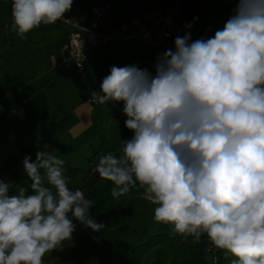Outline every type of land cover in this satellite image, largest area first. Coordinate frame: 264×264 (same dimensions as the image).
Returning <instances> with one entry per match:
<instances>
[{
    "label": "clouds",
    "instance_id": "9594fccd",
    "mask_svg": "<svg viewBox=\"0 0 264 264\" xmlns=\"http://www.w3.org/2000/svg\"><path fill=\"white\" fill-rule=\"evenodd\" d=\"M72 4L13 0L12 29L25 39ZM174 44L157 56L154 74L111 66L103 78L95 102H123L133 135L121 156L102 155L96 171L114 184L116 200L143 189L154 220L175 234L197 243L206 234L236 257L230 264H264V0H238L213 37L193 41L186 32ZM64 163L45 151L34 162L26 155L32 194L23 187L10 194L12 184L0 180V264H44L73 239V220L95 232L105 227L84 192L68 187Z\"/></svg>",
    "mask_w": 264,
    "mask_h": 264
},
{
    "label": "crops",
    "instance_id": "0c3cea01",
    "mask_svg": "<svg viewBox=\"0 0 264 264\" xmlns=\"http://www.w3.org/2000/svg\"><path fill=\"white\" fill-rule=\"evenodd\" d=\"M110 1L113 2L107 11L110 22L131 18L147 8L139 0H73L66 14L88 21L95 7ZM169 1H180L189 24L195 23L197 28L207 18L204 0ZM12 3L13 0H0V180L11 183L23 170L24 157L35 160L38 151L57 156L65 162V167L85 170L89 150L100 143L93 125L94 106L89 88H100L111 66L137 65L155 73L157 58L143 43L132 41L91 53L85 61L84 78L73 67L60 70L61 47L67 39L61 20L41 24L21 39L12 29ZM111 153L116 156L115 152ZM83 175L79 172L66 179L71 190L80 189L89 199L90 186L101 177L96 165L86 178ZM142 192L122 200L109 216L93 219L98 223L108 221L111 227L119 226L123 222L116 215L126 212L127 202L142 197ZM135 214L131 209L126 220ZM123 248L114 249L112 258L124 251ZM140 264H150L148 255Z\"/></svg>",
    "mask_w": 264,
    "mask_h": 264
},
{
    "label": "trees",
    "instance_id": "16d2710c",
    "mask_svg": "<svg viewBox=\"0 0 264 264\" xmlns=\"http://www.w3.org/2000/svg\"><path fill=\"white\" fill-rule=\"evenodd\" d=\"M204 1L207 18L201 22L199 31L204 39H208L213 37L217 30H221L229 17L234 14L238 0ZM122 108L123 102H110L106 108L99 105L94 106L93 125L100 143L89 150L86 157L87 169L63 166V174L66 178L79 172H83V178H86L91 169L98 164L102 155L111 152H115L117 157L122 155L124 140L130 139L133 135V132L124 124L127 117L122 112ZM11 184L10 194H18L21 187L27 189L26 194H32L31 180L27 177L24 168L13 178ZM113 187L114 184L111 181L103 178L92 183L90 186L91 197L89 198L93 202L90 208L92 218L109 216L114 207L122 200L143 191V189H131L128 194L116 200L111 195ZM73 222L76 224V230L73 233L84 226L78 221L73 220ZM147 255L150 264H213V260L214 264H230L231 260L236 258L231 254H226L225 250L215 248L206 234L202 235L200 242L197 243L191 236L173 239L165 229L158 228L154 232L144 229L131 247L116 256L113 264H140ZM205 257L209 259H205Z\"/></svg>",
    "mask_w": 264,
    "mask_h": 264
},
{
    "label": "built area",
    "instance_id": "2783aa9c",
    "mask_svg": "<svg viewBox=\"0 0 264 264\" xmlns=\"http://www.w3.org/2000/svg\"><path fill=\"white\" fill-rule=\"evenodd\" d=\"M147 8L128 19L110 22L107 11L113 2L95 7L88 21L65 14L60 19L66 27L67 39L61 47L60 70L73 67L80 77H86L85 61L91 53L105 51L110 45L140 41L154 56L167 49L175 50L174 39L190 32L183 4L169 0H139ZM1 63V60H0ZM100 88H89L90 102L98 106L95 97Z\"/></svg>",
    "mask_w": 264,
    "mask_h": 264
},
{
    "label": "rangeland",
    "instance_id": "374dc122",
    "mask_svg": "<svg viewBox=\"0 0 264 264\" xmlns=\"http://www.w3.org/2000/svg\"><path fill=\"white\" fill-rule=\"evenodd\" d=\"M190 33L193 41L203 38L195 23L192 24ZM147 70L153 73L151 70ZM109 103L100 104V106L106 108ZM45 184H47L46 181ZM155 207L156 205L142 199V197H135L125 205L126 212H120L116 215V219L121 220L122 224L111 227L106 222L104 223L105 227L100 232L83 226L72 234V240L62 243V248L55 250L52 254H45L43 257L44 264H113L115 259L112 258L114 257L112 251L120 247H125L123 248L125 250L131 247L144 229L154 232L164 226L166 232L173 239H179L182 235L175 234L172 225L158 223L154 220ZM131 209L136 214L126 220Z\"/></svg>",
    "mask_w": 264,
    "mask_h": 264
}]
</instances>
